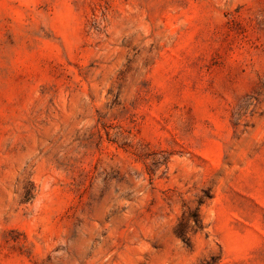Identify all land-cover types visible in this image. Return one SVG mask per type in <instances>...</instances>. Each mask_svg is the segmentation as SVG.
Listing matches in <instances>:
<instances>
[{"label": "rangeland", "instance_id": "374dc122", "mask_svg": "<svg viewBox=\"0 0 264 264\" xmlns=\"http://www.w3.org/2000/svg\"><path fill=\"white\" fill-rule=\"evenodd\" d=\"M0 264H264V0H0Z\"/></svg>", "mask_w": 264, "mask_h": 264}]
</instances>
